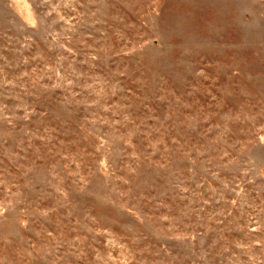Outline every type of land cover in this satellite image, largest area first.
Returning a JSON list of instances; mask_svg holds the SVG:
<instances>
[{"label": "rangeland", "instance_id": "374dc122", "mask_svg": "<svg viewBox=\"0 0 264 264\" xmlns=\"http://www.w3.org/2000/svg\"><path fill=\"white\" fill-rule=\"evenodd\" d=\"M0 264H264V0H0Z\"/></svg>", "mask_w": 264, "mask_h": 264}]
</instances>
